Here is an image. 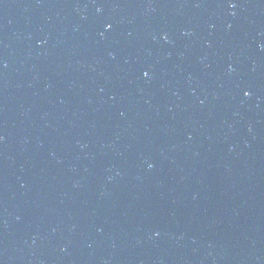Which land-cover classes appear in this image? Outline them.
Masks as SVG:
<instances>
[{"label":"water","instance_id":"95a60500","mask_svg":"<svg viewBox=\"0 0 264 264\" xmlns=\"http://www.w3.org/2000/svg\"><path fill=\"white\" fill-rule=\"evenodd\" d=\"M0 264H264V0H0Z\"/></svg>","mask_w":264,"mask_h":264},{"label":"snow or ice","instance_id":"6c2138e0","mask_svg":"<svg viewBox=\"0 0 264 264\" xmlns=\"http://www.w3.org/2000/svg\"><path fill=\"white\" fill-rule=\"evenodd\" d=\"M231 6H234V5H231ZM244 95H248V93H247V92H245V93H244Z\"/></svg>","mask_w":264,"mask_h":264}]
</instances>
